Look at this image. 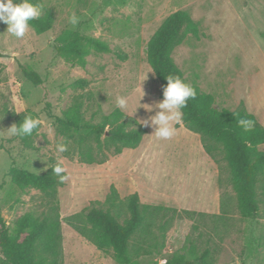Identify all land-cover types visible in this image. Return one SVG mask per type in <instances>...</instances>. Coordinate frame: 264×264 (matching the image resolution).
<instances>
[{"label":"rangeland","instance_id":"obj_1","mask_svg":"<svg viewBox=\"0 0 264 264\" xmlns=\"http://www.w3.org/2000/svg\"><path fill=\"white\" fill-rule=\"evenodd\" d=\"M53 14L52 30L37 35L30 28L22 39L10 36L0 23V210L12 232L15 221L30 210H40L35 190L20 192L11 185V164L41 174L49 161H62L71 179L57 188L59 214L63 219L80 212L92 202L102 203L109 187L121 199L136 193L144 205L163 206L208 215L218 214L221 198L231 200L230 226L214 233L209 220L192 230V221L175 220L165 234L160 255L140 259L139 264H157L160 258L183 251L193 242L197 251H211L213 264H264V197L259 216L241 219L234 208L225 162L213 161L198 135L187 131L181 121L177 133L160 140L154 129L140 121L155 115L154 105L163 99L161 87L146 63L148 40L162 21L176 11L186 13L198 28L189 33L172 52V59L185 81L213 97L217 110H235L240 103L264 125V0H43ZM79 18L76 26L69 17ZM65 32L104 42L111 53L91 51L84 67L70 66L53 49L54 39ZM20 66L41 79L40 86L27 82ZM144 93V95H143ZM117 96L130 98L127 110L116 106ZM78 98L82 119L96 123L100 114L114 109L137 120L146 133L136 149L109 157L102 165H86L75 157L43 112L45 103L54 115L62 116ZM153 107L148 112L146 106ZM25 113L42 121L39 134L26 148L18 136L8 132L16 125L13 116ZM57 144L67 151L58 153ZM264 152V144L258 147ZM62 264H118L61 223Z\"/></svg>","mask_w":264,"mask_h":264},{"label":"trees","instance_id":"obj_2","mask_svg":"<svg viewBox=\"0 0 264 264\" xmlns=\"http://www.w3.org/2000/svg\"><path fill=\"white\" fill-rule=\"evenodd\" d=\"M39 2L44 6V15L29 22L37 35L51 31L54 22L51 10L43 0ZM184 33L197 38V25L186 13L176 11L162 21L146 44V63L159 82L162 95L168 75L179 76L185 81L171 56L181 44ZM53 49L70 66L84 67L85 58L91 51L125 58L120 52L112 51L106 43L81 36L78 32L59 35L54 39ZM20 72L33 86L41 85V79L34 71L20 66ZM191 86L196 96L189 99L181 110L180 121L187 131L199 136L205 154L215 162L218 157L225 162L235 193L234 208L239 217L256 219L264 197V152L258 150L264 144V125L242 103L233 111L217 110L210 94ZM81 110L82 103L76 98L62 116L54 115L48 103H45L43 112L66 142L72 144L75 157L82 164L102 165L109 157L136 149L146 133L143 125L119 109L107 115L100 114L96 123L83 121ZM29 114L35 118L31 113L13 116L16 125ZM240 118L254 121V129L245 132L238 125ZM36 135L18 138L26 148H31V140ZM56 163L50 160L48 169L41 174H33L14 164L9 167L7 176L11 185L22 193L37 191L41 208L27 211L19 217L12 232L0 210V264H62V222L97 250L109 254L118 264H139L140 259L160 255L165 234L177 219L192 221L193 231L199 230L200 224L209 220L215 234L230 226L231 200L227 195L221 198L219 213L208 215L144 205L136 193L121 199L114 186L109 187L102 203L92 202L80 212L61 219L57 188L63 183L53 174L52 168ZM257 246L264 247V240L257 241ZM165 261L166 264H213L210 248L205 247L198 252L193 242L169 258H160L157 264Z\"/></svg>","mask_w":264,"mask_h":264},{"label":"clouds","instance_id":"obj_3","mask_svg":"<svg viewBox=\"0 0 264 264\" xmlns=\"http://www.w3.org/2000/svg\"><path fill=\"white\" fill-rule=\"evenodd\" d=\"M43 15L44 6L39 0L37 2H33V0H19V2L0 0V23L6 24V32L17 39L25 37L31 27L30 21L38 20ZM79 20L80 18L75 13H72L68 22L76 26ZM165 79L167 83L163 88V99L154 105V108L159 109V111H156L155 115L140 121L144 126L152 127L154 132L151 136H155L160 140H168L176 135L177 128L175 123L181 120V110L186 107L189 99H194L196 96L195 89L181 77L168 75ZM129 101L130 98L127 96H117L116 106L121 110H127ZM145 106L148 112L153 111V107ZM238 125L245 132H250L255 127L254 121L244 118L238 120ZM41 126L42 121L29 114L24 116L19 125H12L8 132L21 138L31 137L34 133L39 134ZM56 150L58 153H63L67 151V146L65 144H57ZM52 171L61 183L71 179L62 161H57ZM163 264H166V261Z\"/></svg>","mask_w":264,"mask_h":264}]
</instances>
